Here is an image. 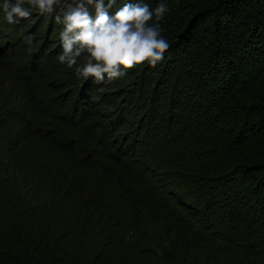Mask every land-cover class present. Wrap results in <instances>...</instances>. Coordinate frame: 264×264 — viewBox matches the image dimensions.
Here are the masks:
<instances>
[{
    "label": "trees",
    "instance_id": "16d2710c",
    "mask_svg": "<svg viewBox=\"0 0 264 264\" xmlns=\"http://www.w3.org/2000/svg\"><path fill=\"white\" fill-rule=\"evenodd\" d=\"M125 3L167 6L169 48L115 80L42 55L46 35L31 57L0 6L18 45L0 65V264H264V0L110 14Z\"/></svg>",
    "mask_w": 264,
    "mask_h": 264
},
{
    "label": "clouds",
    "instance_id": "9594fccd",
    "mask_svg": "<svg viewBox=\"0 0 264 264\" xmlns=\"http://www.w3.org/2000/svg\"><path fill=\"white\" fill-rule=\"evenodd\" d=\"M114 4L115 0H108L107 5L105 0H3L2 9L9 24L29 18V8L40 14L57 13V22L63 24L59 62L72 68L86 54V63L76 69L78 74L104 80L106 73L115 80L144 63L155 67L169 43L161 36L159 25L168 11L165 4L153 13L147 4L125 3L110 14ZM153 14L156 23L150 24ZM83 81L86 83L87 78Z\"/></svg>",
    "mask_w": 264,
    "mask_h": 264
},
{
    "label": "rangeland",
    "instance_id": "374dc122",
    "mask_svg": "<svg viewBox=\"0 0 264 264\" xmlns=\"http://www.w3.org/2000/svg\"><path fill=\"white\" fill-rule=\"evenodd\" d=\"M3 3L2 0H0V6H2L1 4ZM50 16V17H49ZM48 19L50 21V24L53 26L52 29L46 30L43 31L40 30L39 32H37V28H34L33 25L34 23L32 21H29V19L31 18H27V19H21L17 24V27L19 26L20 28H22V33H24V35L28 39L31 40V43H28L27 46L34 49V50H31V57H33V55H35L38 51H36L37 49H35V47H32L31 44L32 42L33 43H37L38 44V47H39V44L43 43V40L41 39V37H43L44 35H46V38H48L49 40H52L54 42V45L52 46V49H49L51 44L49 43L48 45L44 46L41 50V54L44 55L47 51H54L57 47L59 48L58 50V53L59 52H62L63 48H62V43H61V32L63 30V24L60 23V22H57L56 20V14L53 13V14H48ZM34 19V18H32ZM9 24V23H8ZM45 37V36H44ZM42 46V45H40ZM17 50H18V45H17V42L15 40V38H13L9 33L8 34H5V32H3L1 35H0V65H1V72H3V67H4V64L3 62L5 60H3V58L10 54H16L17 53ZM57 52V50H56ZM33 60V58H31ZM78 67V62H77V65L73 66L72 68H69V70H72V71H76ZM1 84V82H0ZM3 89H6V86L4 85L3 86ZM7 92V90H6Z\"/></svg>",
    "mask_w": 264,
    "mask_h": 264
}]
</instances>
